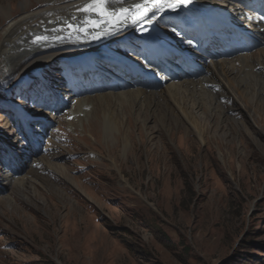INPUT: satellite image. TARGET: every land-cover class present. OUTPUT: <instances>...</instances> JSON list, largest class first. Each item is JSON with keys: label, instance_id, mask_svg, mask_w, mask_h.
Here are the masks:
<instances>
[{"label": "rangeland", "instance_id": "obj_1", "mask_svg": "<svg viewBox=\"0 0 264 264\" xmlns=\"http://www.w3.org/2000/svg\"><path fill=\"white\" fill-rule=\"evenodd\" d=\"M32 1L26 10L30 0H0V46L11 22L49 6ZM201 1L242 18L229 19L238 27L248 22L236 0ZM178 19L192 28L183 16L160 15L136 24L125 39L111 34L31 55L10 73L0 60V264H264V37L237 32L259 42L245 56L200 55L167 38L182 39ZM152 30L169 46L157 56H184L187 49L204 74L162 78L149 91L106 90L94 81L101 72L108 85L118 82L111 58L146 65L145 38L138 36ZM38 37L31 33L23 45H37ZM145 49L153 53L146 41ZM98 56L97 73L83 80V63ZM221 61L238 67L223 78L226 89L210 84V63Z\"/></svg>", "mask_w": 264, "mask_h": 264}, {"label": "bare ground", "instance_id": "obj_2", "mask_svg": "<svg viewBox=\"0 0 264 264\" xmlns=\"http://www.w3.org/2000/svg\"><path fill=\"white\" fill-rule=\"evenodd\" d=\"M30 4L25 7L26 10H31L33 6H35L34 2L30 0ZM245 0H243L244 2ZM46 4L49 6L44 8L40 12H33L30 14H26L23 16L18 22H15L12 24V22L9 25V29L5 31L4 38L2 41V44L0 46V60L1 63L4 64V66L7 68L8 73L13 72L15 68L23 62V60L31 55L39 54V53H45L46 51H50L53 49H68V48H74V47H82L86 45H91L94 43H99L101 42L105 37L108 35L111 36V34L117 35L120 34L119 36L125 35L131 29L136 25L131 24L130 22L128 24H125L121 30L115 31V32H110L108 29H105L103 24L101 25L100 29H93L90 24H86V20L88 17L86 14L82 13L78 9L82 7L83 5L89 3V0H44ZM134 2H137V0H123V2H118V0H113V2L110 4L109 9H119L121 6L123 7H129L131 6ZM207 2V1H206ZM12 3V2H11ZM0 9L4 10V6L0 4ZM221 11L217 10L216 8L207 5L203 3L201 0H193V2L188 6V7H180L175 11L172 10H162L160 13L157 14V16L160 15H176V16H183L185 18V23H188L193 29H199L200 31H204V27L206 25H209L211 30H214L215 24L212 22V19L214 17H221L229 21L228 18V13L227 8L224 6H220ZM77 15V19H73L74 16ZM11 17V13L8 15ZM98 18L93 15L91 16V20L96 21ZM68 20V24H73L79 27L80 25L84 24L89 31H91V35H84L82 32L79 31H74L70 30L67 25H64V21ZM52 21H56V25H52ZM240 22H242V18H239ZM230 22V21H229ZM233 23V22H231ZM66 24V23H65ZM254 25V24H253ZM251 31V30H250ZM256 34V37H264V23L259 21L257 25H254V31ZM31 33H34L37 36H40L44 39H41L39 43H36L32 46H26L23 45L26 41H28L31 38H28ZM145 41L147 42V46L153 50V53H159L161 50L168 48V42L166 39L160 35L157 31L153 30L144 35ZM159 39V45L154 46L153 43L154 41ZM35 41V40H34ZM30 45V44H29ZM70 51V50H69ZM83 51V50H81ZM76 53V52H75ZM193 55L192 53L189 52V50H185L184 56L186 58H189V56ZM250 57V56H249ZM264 57V56H263ZM86 58V57H85ZM228 58V57H227ZM237 59L238 57L235 56ZM233 58V59H235ZM245 58V57H244ZM247 58V57H246ZM232 59V58H231ZM230 59V60H231ZM248 59V58H247ZM242 60V61H240ZM240 63L245 62L243 59L240 58ZM246 60V59H245ZM238 61V60H237ZM222 62V61H221ZM224 62V61H223ZM223 62L221 64H223ZM253 62V61H252ZM217 63V62H216ZM219 63V62H218ZM217 63V64H218ZM227 63V61L225 62ZM239 65V62H237ZM246 63V62H245ZM248 63V61H247ZM246 63V65H247ZM263 62H261L262 64ZM210 70L212 72V75L214 77V80L210 82L211 85L213 86H220L221 88H227L229 85L224 84L223 78L226 75H230L236 73V69L231 66L230 64H223L224 66H217L215 62L210 63ZM249 64V63H248ZM251 64V63H250ZM249 64V65H250ZM241 65V64H240ZM258 65V64H257ZM253 67V70L259 69V66ZM235 66V65H234ZM244 66V64H243ZM251 66V65H250ZM253 66V65H252ZM264 66V65H263ZM134 67V66H133ZM132 67V68H133ZM209 67V66H208ZM241 67V66H240ZM245 67V66H244ZM248 67V65L246 66ZM257 67V68H256ZM261 67V66H260ZM243 68V67H241ZM240 68V69H241ZM150 69V68H148ZM208 70V69H207ZM247 70V69H246ZM252 70V71H253ZM240 72V70L238 71ZM244 72V71H243ZM246 72V71H245ZM244 72V73H245ZM256 72V71H254ZM34 73V72H33ZM138 73V72H137ZM248 73V72H246ZM250 73V70H249ZM143 75H147L145 73H142ZM241 74V73H239ZM258 74V72H257ZM235 75V74H234ZM232 75V76H234ZM248 75V74H247ZM252 75V74H251ZM256 75V74H255ZM253 75L256 78V83L259 85V74L258 75ZM211 76V75H210ZM236 76V75H235ZM241 75H239L240 77ZM227 77V76H226ZM238 77V76H237ZM243 77V76H242ZM240 77V79L242 78ZM250 77V75H249ZM232 78V77H231ZM253 78V77H252ZM250 78V79H252ZM212 79V78H211ZM225 79V78H224ZM229 79V78H228ZM235 79V78H234ZM233 79V80H234ZM209 80V79H208ZM232 80V81H233ZM236 81V80H235ZM239 81V80H238ZM245 81V78H244ZM201 82V81H200ZM227 82V81H226ZM229 82V81H228ZM243 82V80H242ZM253 83L254 81H250ZM249 82V83H250ZM204 83V82H203ZM202 83V84H203ZM206 83V82H205ZM231 83V80H230ZM245 83V82H244ZM248 83V82H246ZM250 83V84H251ZM190 84V83H188ZM198 84V83H197ZM200 84V83H199ZM228 84V83H227ZM236 84V83H235ZM169 85V84H168ZM186 85V84H185ZM237 85V84H236ZM243 85V84H242ZM241 85V87H243ZM246 85V84H245ZM257 85V86H258ZM167 86V85H166ZM190 86V85H188ZM209 86V85H208ZM232 86V85H231ZM234 86V84H233ZM253 86V85H252ZM260 86V85H259ZM196 87V86H195ZM200 87H202L200 85ZM199 87V88H200ZM246 87V86H244ZM243 87V88H244ZM165 88V87H164ZM163 88V89H164ZM174 88V87H173ZM198 88V87H197ZM237 88V87H236ZM250 88V87H248ZM257 88V87H256ZM201 89V88H200ZM242 89V88H241ZM251 89H253L251 87ZM142 90V89H141ZM170 90V89H169ZM168 90V93H169ZM174 90L171 91H175ZM182 90V89H181ZM191 90V89H190ZM197 90V89H196ZM239 90V88H238ZM260 90V89H259ZM185 91V90H183ZM182 91V92H183ZM147 92V91H146ZM164 92V91H163ZM167 92V90H166ZM194 92V91H193ZM236 92V90H235ZM247 92V91H245ZM251 92V90H250ZM255 92V91H254ZM127 93V92H126ZM131 92H129L130 94ZM161 93V92H160ZM188 93V92H185ZM191 92H189L190 94ZM230 93V92H229ZM252 93V92H251ZM261 93V92H260ZM134 94V93H133ZM174 93H172V96ZM193 94V93H192ZM197 94V92L195 93ZM194 94V95H195ZM199 94V93H198ZM197 94V95H198ZM111 95V94H110ZM121 95V94H120ZM137 95V94H136ZM147 95V94H146ZM161 95V94H160ZM170 95V94H169ZM188 95V94H187ZM196 95V96H197ZM201 95V93H200ZM203 95V94H202ZM229 95V94H228ZM259 95L258 91L253 94V98ZM98 96V95H97ZM124 96V95H123ZM132 96V95H131ZM169 96V99L170 97ZM178 96V95H177ZM192 96V95H191ZM260 96V95H259ZM100 97V96H99ZM120 97V96H119ZM133 97V96H132ZM150 97V96H149ZM160 97V96H159ZM179 97V96H178ZM201 97V96H200ZM230 97L235 101V108L241 109V105L236 102L234 99V95L230 93ZM252 97V96H251ZM137 98V97H136ZM142 98V97H140ZM166 98V97H165ZM174 98V97H173ZM230 98V99H231ZM258 98V97H257ZM112 99V98H111ZM116 99V98H114ZM121 99V98H120ZM126 99V98H125ZM134 99V98H133ZM143 99V98H142ZM203 99V98H202ZM213 99V97H212ZM252 99V98H251ZM91 100V99H90ZM117 100V99H116ZM124 100V99H123ZM127 100V99H126ZM136 100V99H135ZM139 100V99H138ZM164 100V99H163ZM175 100V99H174ZM198 100V99H197ZM134 101V100H133ZM171 101V100H170ZM176 101V100H175ZM183 101V100H182ZM200 101V100H199ZM92 102V101H91ZM109 102V101H108ZM115 102V101H114ZM185 102V101H184ZM193 102V100H192ZM202 102V101H201ZM146 103V102H145ZM152 103V102H151ZM157 103V102H156ZM169 103V100H168ZM178 103V102H177ZM183 103V102H182ZM196 103V102H195ZM258 103V102H256ZM111 104V103H109ZM118 104V103H117ZM132 104V103H131ZM141 104V103H140ZM155 104V103H154ZM174 104V103H173ZM180 104V102H179ZM201 104V103H199ZM114 105V104H113ZM127 105V104H126ZM159 105V104H158ZM185 105V104H184ZM205 105V104H204ZM166 106V105H165ZM170 106V105H169ZM173 106V105H172ZM182 106V105H181ZM75 107V106H74ZM123 107L124 104H123ZM168 107V106H167ZM175 107V106H174ZM180 106H178L179 108ZM197 107V106H196ZM205 107V106H204ZM107 108V107H106ZM185 109V107H183ZM195 108V107H194ZM199 108V107H198ZM166 109V108H165ZM168 109V108H167ZM171 109V107L169 108ZM168 109V110H169ZM82 110V109H81ZM186 110V109H185ZM104 111V110H103ZM107 112V111H106ZM181 112V111H179ZM178 112V113H179ZM116 113V112H115ZM176 113V112H175ZM185 113V111H184ZM106 114V113H105ZM183 114V113H182ZM108 115V114H107ZM180 115V114H179ZM117 116V115H116ZM183 117V115H182ZM114 118V117H113ZM118 118V117H117ZM186 119V118H185ZM190 119V118H189ZM188 119V120H189ZM93 123V122H92ZM112 123V122H111ZM116 123V121H115ZM94 124V123H93ZM107 124V123H106ZM190 124L192 125V129L197 131L199 133V137L202 136L203 134L198 131L197 126L193 121H190ZM97 125V123H96ZM110 125V124H108ZM90 127V125H89ZM113 127V126H112ZM92 128V127H90ZM95 128V126H94ZM93 129V128H92ZM124 137V136H123ZM126 140V139H124ZM125 142V141H124ZM129 142V141H128ZM129 145V144H128ZM6 177V176H5ZM22 178V177H21ZM8 179V178H7ZM6 180V179H5ZM13 180V179H12ZM11 181V180H9ZM20 181V180H19ZM22 181V180H21ZM26 181V180H25ZM5 182V181H4ZM11 183V182H9Z\"/></svg>", "mask_w": 264, "mask_h": 264}, {"label": "snow or ice", "instance_id": "obj_3", "mask_svg": "<svg viewBox=\"0 0 264 264\" xmlns=\"http://www.w3.org/2000/svg\"><path fill=\"white\" fill-rule=\"evenodd\" d=\"M113 0H89V3L83 5L78 10L86 14L88 19L86 24H90L92 28L100 29L103 24L105 29L110 32L121 30L125 24L129 22L133 25L149 23L156 18L157 14L162 10L175 11L180 7H188L193 0H137L129 7L121 6L119 9H109ZM123 2V0H118ZM95 15L98 19L91 20V16ZM70 30L82 32L84 35H91L88 28L82 24L79 27L73 24H68ZM175 31V29H173ZM44 39L38 37L37 40ZM192 45L194 42L189 40Z\"/></svg>", "mask_w": 264, "mask_h": 264}]
</instances>
